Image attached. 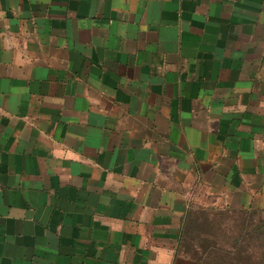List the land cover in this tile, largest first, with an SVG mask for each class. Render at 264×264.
Returning <instances> with one entry per match:
<instances>
[{
    "label": "crops",
    "instance_id": "1",
    "mask_svg": "<svg viewBox=\"0 0 264 264\" xmlns=\"http://www.w3.org/2000/svg\"><path fill=\"white\" fill-rule=\"evenodd\" d=\"M0 264H264V0H0Z\"/></svg>",
    "mask_w": 264,
    "mask_h": 264
}]
</instances>
